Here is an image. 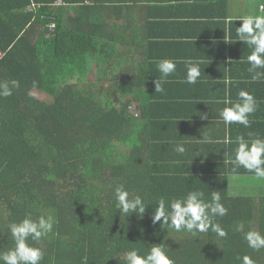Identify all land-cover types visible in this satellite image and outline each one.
Returning a JSON list of instances; mask_svg holds the SVG:
<instances>
[{"label":"trees","instance_id":"trees-1","mask_svg":"<svg viewBox=\"0 0 264 264\" xmlns=\"http://www.w3.org/2000/svg\"><path fill=\"white\" fill-rule=\"evenodd\" d=\"M137 2L0 0V81H20L12 96L0 98V252L14 246L11 222L50 211L59 223L57 234L36 244L45 252L41 264H125L126 251L145 255L161 243L176 264H241L245 254L264 264V250L253 252L235 231L241 221L246 230L250 224L264 231V197H221L229 211L217 221L227 238L152 222L159 197L199 190L210 200L216 190L206 182L209 170L181 171L184 159L172 166L144 155L130 106L117 102L129 90L98 85L113 72L122 26L131 27L127 10ZM120 183L144 197L143 216L119 213Z\"/></svg>","mask_w":264,"mask_h":264},{"label":"crops","instance_id":"crops-1","mask_svg":"<svg viewBox=\"0 0 264 264\" xmlns=\"http://www.w3.org/2000/svg\"><path fill=\"white\" fill-rule=\"evenodd\" d=\"M261 6L264 0H138L133 11L127 10L131 27L125 31L122 26L113 72L106 71L105 80L98 84H120L129 90L117 101L130 106L137 120L135 146L144 155L160 163L166 158L172 166L176 159H184L181 171L193 165L209 170L211 178L206 182L224 199L264 197V180L243 168L234 173L232 164L224 163L235 148L227 140L234 141L241 134L246 139L249 134L264 137V80L252 81L247 62L251 48L236 34L241 26L236 18L264 15ZM166 58L199 61L197 83L184 82L186 69L181 62L163 85L164 93H156L155 80L160 77L156 62ZM241 89L250 91L258 101L257 111L249 117L251 127H226L219 117L226 106L222 102L235 100ZM205 114L207 119H201ZM202 135H210L216 142L201 144ZM178 142L187 149L183 156L174 151Z\"/></svg>","mask_w":264,"mask_h":264},{"label":"clouds","instance_id":"clouds-1","mask_svg":"<svg viewBox=\"0 0 264 264\" xmlns=\"http://www.w3.org/2000/svg\"><path fill=\"white\" fill-rule=\"evenodd\" d=\"M264 12V6H261ZM241 26L236 28L238 40L251 48L247 57L250 65L248 72L253 82L264 80V15L255 13L241 15L236 18ZM230 22V21H229ZM55 24L50 25L54 29ZM183 62L186 69L185 83L194 85L201 76L200 62L192 59L179 61L171 58L160 59L156 62L160 77L155 80V92L164 93L163 85L168 78L176 73L178 63ZM231 59L228 63L231 64ZM225 83H229L228 80ZM20 87V81L16 79L0 81V98L12 96L13 90ZM36 87V82H33ZM222 103L226 106L220 109L219 117L226 127L233 124L251 127L249 119L258 108V101L255 96L247 90L241 89L237 98L232 100L226 98ZM201 119H207L202 115ZM201 144L215 143L210 135H202L198 140ZM226 143L235 144L229 159L224 163L232 164V171L235 173L239 168L252 173L257 180H264V137L249 134L246 139L243 134L238 135L234 141L227 140ZM174 151L183 156L187 149L183 142H178ZM198 152L194 155L198 156ZM193 160V159H192ZM191 160V162H192ZM116 207L121 215L130 216L133 213L143 216L149 205H146L142 195H132L122 183L114 188ZM228 208L221 202L219 191H212L211 199H205L203 191H188L183 197L157 199L152 214L153 224L160 223L172 229L174 232H184L193 237L199 234L214 232L219 238H227L228 232L217 221L218 217L228 215ZM59 223L54 214H44L33 217L31 213L19 221H13L8 226V232L14 246L7 251L0 252V264H41L45 252L36 244L50 234L55 235L54 227ZM235 231L243 234V240L247 247L253 252L264 250V231L251 227L247 230L245 222L241 221L236 225ZM125 264H176L171 258L165 244L153 245L145 255H141L136 248L126 251L124 254ZM238 259L241 264H257V261L250 254H245Z\"/></svg>","mask_w":264,"mask_h":264},{"label":"rangeland","instance_id":"rangeland-1","mask_svg":"<svg viewBox=\"0 0 264 264\" xmlns=\"http://www.w3.org/2000/svg\"><path fill=\"white\" fill-rule=\"evenodd\" d=\"M97 88H99V86L93 85L92 87H90V89H91L92 91L96 90ZM118 99H119V98H118ZM117 102H119V101H117ZM46 214H51V213H50V211H46Z\"/></svg>","mask_w":264,"mask_h":264}]
</instances>
